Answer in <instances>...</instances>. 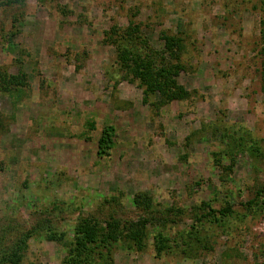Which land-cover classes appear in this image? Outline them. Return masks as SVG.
Instances as JSON below:
<instances>
[{
	"label": "rangeland",
	"instance_id": "1",
	"mask_svg": "<svg viewBox=\"0 0 264 264\" xmlns=\"http://www.w3.org/2000/svg\"><path fill=\"white\" fill-rule=\"evenodd\" d=\"M7 1L0 264H13L17 246L18 264H64L84 217L102 232L110 220H170L147 223L140 246L110 233L98 264H264V0ZM164 36L180 47L167 50ZM122 44L155 64L179 63L174 80L186 95L145 96ZM106 126L112 145L99 156ZM225 206L232 214L213 213L219 223L196 224ZM158 233L171 245L160 254Z\"/></svg>",
	"mask_w": 264,
	"mask_h": 264
},
{
	"label": "trees",
	"instance_id": "2",
	"mask_svg": "<svg viewBox=\"0 0 264 264\" xmlns=\"http://www.w3.org/2000/svg\"><path fill=\"white\" fill-rule=\"evenodd\" d=\"M21 0H8L7 3L20 2ZM1 5V3H0ZM113 33H116L111 29ZM128 31V30H127ZM165 46L167 50H173L174 47L179 48L178 40L171 36H164ZM178 45V46H176ZM150 53V52H149ZM147 56L141 57L138 54H133L131 50L129 51L124 45H121L120 48V58L125 67L129 68L137 79L140 80L141 84L145 87V96L153 93L159 94L160 104L168 103L172 100L182 99L185 95V89L181 85L175 83V77L178 76L181 66L179 63L169 64L162 61L159 64H155V60L152 56L146 54ZM12 82L14 81L15 85H21L23 82L19 79L18 76H11ZM0 125L1 120H0ZM1 127V126H0ZM113 128L111 126H106L98 139L97 144V154L99 156L108 155L109 149L112 145V136ZM136 202V200H135ZM208 207V204H203ZM195 209V208H194ZM202 209V208H201ZM200 210L198 208L195 211ZM212 212V213H211ZM214 214L222 215L225 217L231 215L232 211L225 206L221 211L210 210V212L202 213L197 215L195 212V221L198 224L201 221V217H206L214 220L219 223L221 219ZM169 219L154 218L150 219H141L136 222L128 221L126 225H121L119 222L110 220L104 222L106 232H102L101 222L93 217H84L79 219L78 223L75 225L73 230L72 241L67 248V257L64 261V264H98L99 260L106 259L110 253V233L116 234L118 237L123 238L127 241L133 242L135 245L140 246L142 238L145 233V228L147 223H157L162 225H167ZM173 221V220H172ZM196 227H190L191 231ZM31 230H28L23 234L29 235ZM198 234L197 231H194ZM189 233L184 237L183 234H179L180 244L177 247L188 245L187 239ZM194 235V233H192ZM23 238V237H22ZM47 238L51 240H61V235L58 236L55 232L49 231ZM155 249L158 254H160L165 249L171 248L170 239L167 236H164L162 233H158L155 238ZM19 244L24 245L25 240L19 241ZM23 249V246H17L13 248V252L9 257H6L13 264H18L21 259L20 250Z\"/></svg>",
	"mask_w": 264,
	"mask_h": 264
}]
</instances>
